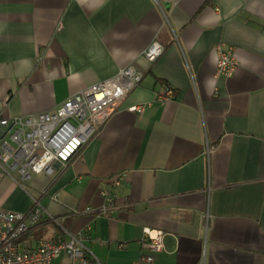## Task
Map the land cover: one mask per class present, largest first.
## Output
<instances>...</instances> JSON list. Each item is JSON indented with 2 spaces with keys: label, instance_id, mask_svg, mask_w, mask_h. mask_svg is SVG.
<instances>
[{
  "label": "crops",
  "instance_id": "1",
  "mask_svg": "<svg viewBox=\"0 0 264 264\" xmlns=\"http://www.w3.org/2000/svg\"><path fill=\"white\" fill-rule=\"evenodd\" d=\"M217 45L234 48L229 78ZM128 66L140 84L66 168L0 180V210L26 212L28 192L57 220L23 247L68 232L94 263L144 264L148 230L163 234L153 264H264V0H0V119L53 112ZM105 190L117 209L102 215Z\"/></svg>",
  "mask_w": 264,
  "mask_h": 264
},
{
  "label": "built area",
  "instance_id": "2",
  "mask_svg": "<svg viewBox=\"0 0 264 264\" xmlns=\"http://www.w3.org/2000/svg\"><path fill=\"white\" fill-rule=\"evenodd\" d=\"M216 76L229 78L237 67L234 48L215 46ZM164 52L153 41L143 53L145 60L153 64ZM143 73L128 66L110 79L86 88L63 101L55 111L42 112L34 117L0 119V180L8 177L17 186L30 180L32 175H57L69 161L93 137L96 128L102 126L114 113L118 104L141 82ZM173 97L172 90L164 89L156 94V100L164 102ZM141 113L143 107L130 108ZM59 169H55V165ZM16 174L17 178L14 176ZM123 176L113 178L117 187ZM45 192H43V195ZM31 207L26 212L0 210V264H99L89 257L83 242L86 236L65 232L67 240H39L34 249L23 247L22 240L36 230L44 220L57 224V220L41 205L40 200L27 192ZM105 206L98 214L117 209L110 190L101 192ZM52 196L51 198H55ZM88 212H94L90 209ZM143 246L150 253L141 257L144 264H153V254L163 249L161 232L143 231Z\"/></svg>",
  "mask_w": 264,
  "mask_h": 264
},
{
  "label": "rangeland",
  "instance_id": "3",
  "mask_svg": "<svg viewBox=\"0 0 264 264\" xmlns=\"http://www.w3.org/2000/svg\"><path fill=\"white\" fill-rule=\"evenodd\" d=\"M51 264H58V262L57 261H54V262H52ZM60 264V263H59Z\"/></svg>",
  "mask_w": 264,
  "mask_h": 264
}]
</instances>
